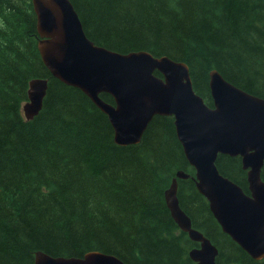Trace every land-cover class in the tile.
I'll list each match as a JSON object with an SVG mask.
<instances>
[{"label": "trees", "instance_id": "1", "mask_svg": "<svg viewBox=\"0 0 264 264\" xmlns=\"http://www.w3.org/2000/svg\"><path fill=\"white\" fill-rule=\"evenodd\" d=\"M70 1L96 45L188 64L210 106L213 70L264 98V0ZM39 40L33 0H0V264H35L37 252L195 264L189 252L199 245L165 201L181 170L191 175L179 181L181 208L218 248L217 264H264L222 231L193 180L173 117H155L140 144L117 145L108 116L52 77ZM39 78L49 79L48 93L39 116L27 121L22 109ZM217 165L249 194L240 157L220 156Z\"/></svg>", "mask_w": 264, "mask_h": 264}, {"label": "water", "instance_id": "2", "mask_svg": "<svg viewBox=\"0 0 264 264\" xmlns=\"http://www.w3.org/2000/svg\"><path fill=\"white\" fill-rule=\"evenodd\" d=\"M40 36L38 50L51 75L82 91L110 120L115 142L133 146L155 117H174L177 137L189 164L196 170L198 191L228 235L256 261L264 259V99L210 72L213 107L197 94L191 69L168 57L132 52L121 54L91 41L70 0H33ZM159 72L162 77H158ZM49 89L45 78L31 81L23 111L28 121L41 113ZM108 94L109 104L101 98ZM220 156L241 157L247 172L249 192L222 175ZM189 174L179 171L165 200L171 216L191 241L198 243L189 256L195 264H217L218 248L193 228L181 208L179 180ZM35 264H125L118 257L90 252L82 258L52 257L37 252Z\"/></svg>", "mask_w": 264, "mask_h": 264}]
</instances>
